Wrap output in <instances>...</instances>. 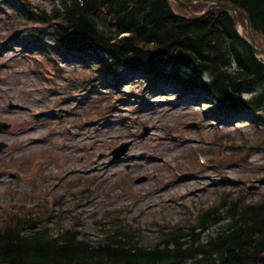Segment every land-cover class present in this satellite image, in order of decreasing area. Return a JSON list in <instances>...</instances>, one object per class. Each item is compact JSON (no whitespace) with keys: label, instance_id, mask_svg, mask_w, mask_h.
I'll return each mask as SVG.
<instances>
[{"label":"rangeland","instance_id":"1","mask_svg":"<svg viewBox=\"0 0 264 264\" xmlns=\"http://www.w3.org/2000/svg\"><path fill=\"white\" fill-rule=\"evenodd\" d=\"M15 9L0 0V123L12 126L0 132L8 144L0 154V230L12 215L41 214L97 245L101 219L111 218L134 226L151 248L161 226L192 223L225 196L249 204L264 197V132L245 112L220 116L206 92L170 80L154 86L143 74L86 84L89 63L31 42V23ZM40 157L44 165L31 167Z\"/></svg>","mask_w":264,"mask_h":264},{"label":"trees","instance_id":"2","mask_svg":"<svg viewBox=\"0 0 264 264\" xmlns=\"http://www.w3.org/2000/svg\"><path fill=\"white\" fill-rule=\"evenodd\" d=\"M44 1L53 7L39 10L30 0L19 5L29 23L41 26L32 29L36 39L46 38L110 76L143 73L161 82L163 73L177 76L192 66L190 79L199 85L198 76H208L203 88L217 107L240 108L264 132V64L238 37L226 11L196 19L179 16L167 0ZM218 1L239 7L264 35V0ZM179 49L187 56L184 64ZM247 91L251 96L244 100ZM7 223L0 230V264H264V197L249 204L225 196L194 223L161 226L151 248L141 246L135 228L114 220L103 224L97 245L75 229H55L41 214Z\"/></svg>","mask_w":264,"mask_h":264},{"label":"water","instance_id":"3","mask_svg":"<svg viewBox=\"0 0 264 264\" xmlns=\"http://www.w3.org/2000/svg\"><path fill=\"white\" fill-rule=\"evenodd\" d=\"M169 2L171 1H174L178 4H180L181 6L185 7L188 9V11H190V13L196 17H201L205 14H207L206 12L203 13V14H200V15H196L194 13L191 12V7H194L200 3H204V2H208L210 3L211 5L209 6V8L207 9V12L211 9V8H221V9H224L226 10L227 12L230 13V15L232 16V18L234 19V22H235V25H236V28H238V19H237V15L240 14L243 18H245V20L247 21L248 23V30H249V39L240 35V38L251 48V50L254 52L255 55L257 56H264V49L262 47H260L256 41L254 40V37H253V34H252V25H251V22H250V19L248 17V15L246 14H243L240 9L238 7H236L235 5L233 4H230V3H225V2H217L215 0H198V1H193L191 3H185L183 2L182 0H168ZM179 57L184 60L185 58L183 57V51L180 50L179 53H178ZM8 129V125H5V124H1L0 125V129ZM4 147V144H0V152L2 151Z\"/></svg>","mask_w":264,"mask_h":264},{"label":"bare ground","instance_id":"4","mask_svg":"<svg viewBox=\"0 0 264 264\" xmlns=\"http://www.w3.org/2000/svg\"><path fill=\"white\" fill-rule=\"evenodd\" d=\"M252 27H253V25H252ZM253 28H254V27H253ZM231 108L233 109L234 107H231ZM171 110H174V107H172V108H171ZM263 149H264V148H263ZM110 166H111V165L107 166L106 168H105V167H103L102 169H103V170H106V169H108V170H109V172H110V171H111V170H110Z\"/></svg>","mask_w":264,"mask_h":264}]
</instances>
